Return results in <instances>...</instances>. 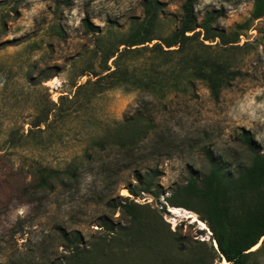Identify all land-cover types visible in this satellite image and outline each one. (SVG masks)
Listing matches in <instances>:
<instances>
[{
  "label": "rangeland",
  "instance_id": "obj_1",
  "mask_svg": "<svg viewBox=\"0 0 264 264\" xmlns=\"http://www.w3.org/2000/svg\"><path fill=\"white\" fill-rule=\"evenodd\" d=\"M185 1L0 0V264L225 260L189 185L215 160L234 179L264 153V17L257 0L196 3L199 22L210 13L243 34L242 48L210 52L242 72L215 100L204 81L178 79L176 57L162 65L146 49L173 34ZM120 54L143 83L102 78L75 97Z\"/></svg>",
  "mask_w": 264,
  "mask_h": 264
},
{
  "label": "trees",
  "instance_id": "obj_2",
  "mask_svg": "<svg viewBox=\"0 0 264 264\" xmlns=\"http://www.w3.org/2000/svg\"><path fill=\"white\" fill-rule=\"evenodd\" d=\"M197 2L198 0L185 1L178 27L171 36L159 38L155 44L152 43L154 38L134 41L128 47L153 44L146 49L161 56L164 59L162 65H170L171 58L176 57L178 79L184 75L183 80L189 83L193 79L204 81L212 97L219 100L222 90L230 85L232 79L242 75V72L233 70L221 55L214 56L210 52L215 48H223L224 51H228V48H242L239 43L243 34L240 31L234 32L230 38L225 30L213 27L214 18L210 13L199 22L195 14ZM158 4L159 0L148 2L153 7ZM263 17L264 0H257L253 18L258 20ZM84 23L88 31L95 30V26L88 20L84 19ZM190 56L194 57L195 64L192 67L188 66ZM122 58L123 54H120L115 59V70L109 68L105 76L96 74L95 81L90 79L84 85L78 86L75 97L82 89L97 85L102 78L120 76L119 78L125 80L133 79L135 84L143 83V80L139 82L135 73L130 74L129 68L122 70ZM244 138L250 144L249 136L244 134ZM139 177L142 181V177ZM189 187L204 205L201 213L213 232L221 256L229 264H264V153H256L251 165L234 179L224 172L222 162L215 160L209 174L202 179H191ZM149 189L147 187L141 191L146 192ZM128 190L132 196H139L137 188L129 186ZM257 245L259 247L253 249Z\"/></svg>",
  "mask_w": 264,
  "mask_h": 264
},
{
  "label": "bare ground",
  "instance_id": "obj_3",
  "mask_svg": "<svg viewBox=\"0 0 264 264\" xmlns=\"http://www.w3.org/2000/svg\"><path fill=\"white\" fill-rule=\"evenodd\" d=\"M171 211L176 217H180L183 219L184 218L190 219V220H192V223L198 224L199 227L203 228L204 230L208 229V226L206 225V223L203 220L199 219L197 214L192 212V211H188L184 208H178V207H171ZM258 247H259V245H257L253 249H256ZM221 264H229V263L227 260H224Z\"/></svg>",
  "mask_w": 264,
  "mask_h": 264
},
{
  "label": "water",
  "instance_id": "obj_4",
  "mask_svg": "<svg viewBox=\"0 0 264 264\" xmlns=\"http://www.w3.org/2000/svg\"><path fill=\"white\" fill-rule=\"evenodd\" d=\"M263 241V240H262ZM262 241H261V243H262ZM261 245V244H260Z\"/></svg>",
  "mask_w": 264,
  "mask_h": 264
}]
</instances>
